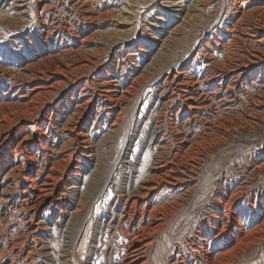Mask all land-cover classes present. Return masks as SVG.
<instances>
[{
	"label": "rangeland",
	"instance_id": "rangeland-1",
	"mask_svg": "<svg viewBox=\"0 0 264 264\" xmlns=\"http://www.w3.org/2000/svg\"><path fill=\"white\" fill-rule=\"evenodd\" d=\"M148 185L155 264H264V0H0V264H116Z\"/></svg>",
	"mask_w": 264,
	"mask_h": 264
},
{
	"label": "bare ground",
	"instance_id": "bare-ground-1",
	"mask_svg": "<svg viewBox=\"0 0 264 264\" xmlns=\"http://www.w3.org/2000/svg\"><path fill=\"white\" fill-rule=\"evenodd\" d=\"M56 28L59 30V27H56ZM205 64H206L205 66L208 67V66L213 65V62L210 61V59H209L207 62H205ZM245 69H246V65L243 64V66H237V67L235 66L234 71L235 72L240 71V73L243 74L246 72ZM238 75H239V73L236 76H238ZM191 84H192V82H190V81H188V82L186 81L183 83V85H185V86L191 85ZM193 85H194V83H193ZM196 89H198V88H196ZM179 90L185 91V92L189 91V90L186 91L187 89L184 90L183 88H181ZM105 92L108 93L109 91H105ZM194 94H195V90L190 91L185 95H183V94H179V95L181 97H185V100L190 103L191 101L198 99V98H196L197 96L195 97ZM105 98L109 99V100L112 99L111 96L107 95V94L105 95ZM170 101L172 102V100H170ZM202 102L204 103V100ZM164 153H165L164 151H161L159 153V158H160L159 160L160 161H158L156 163V166L154 169L156 170L160 167L162 168V166H165V165L170 163L173 165L171 167L170 171H173L174 166H178L177 160H178V157L180 155L175 154L171 161L166 162L164 160ZM161 160H164L163 162L165 164H160L162 162ZM21 168H22L21 165L15 166L12 168V171H18V170H21ZM169 173H163L161 175H156V173H155L151 176L153 177V179L155 178V179L164 181L165 177L169 176ZM29 181L31 182L30 190L32 189L35 192L34 194L32 193L34 195L33 197L35 198V201H34L35 206H39L40 204L45 202V200L48 196H50L52 194L53 189H54L53 185L48 180L43 182L41 185H38V183L36 184L34 179H29ZM143 188L146 189L147 192L139 193L136 195L134 194L136 197H133L134 195L130 194V193L128 195L126 193V195H125L126 199H125V203H124V208H123V211L121 214V220L119 221V227H121L123 230L122 231L123 232L122 233L123 238L120 235V233H121L120 230H119V234H117L115 236L116 239H120V238L123 239V245L115 246L116 248H118V252L115 255V256H117V260H116V262H114L116 264H155L154 259L150 260L149 251L154 246V241L152 240L153 236L156 234H159L161 231H164V229H165L164 228L166 226L165 221H166V217H167V214L169 211L168 210L169 207L167 205L164 207L154 206L153 208L149 209V206H148L149 202L148 201H147L148 203H146L143 206L142 205L143 199L148 200L149 191H151L153 189L149 185L144 186ZM84 206H85L84 203L81 202L79 204V206L76 207L75 213L78 215L84 209ZM124 220H125V222H124ZM125 223H127V225ZM112 242L116 243V241H113V240H112ZM205 249H206V247H205ZM202 257H203V255H202ZM204 257H205L204 263H200V264H221V262H220L221 260L219 259V257L218 258H213V256L212 257L204 256ZM173 264H176V263L174 262Z\"/></svg>",
	"mask_w": 264,
	"mask_h": 264
}]
</instances>
